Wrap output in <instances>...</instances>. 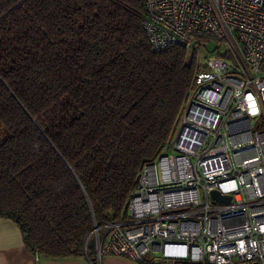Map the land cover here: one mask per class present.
<instances>
[{"label":"trees","instance_id":"1","mask_svg":"<svg viewBox=\"0 0 264 264\" xmlns=\"http://www.w3.org/2000/svg\"><path fill=\"white\" fill-rule=\"evenodd\" d=\"M142 22L139 0H0V218L39 257L94 260L201 68Z\"/></svg>","mask_w":264,"mask_h":264},{"label":"built area","instance_id":"2","mask_svg":"<svg viewBox=\"0 0 264 264\" xmlns=\"http://www.w3.org/2000/svg\"><path fill=\"white\" fill-rule=\"evenodd\" d=\"M139 1L154 50L181 45L192 56L202 41L219 46L166 146L140 169L126 215L94 222L91 262L171 263L149 262L151 251L171 264H264V0Z\"/></svg>","mask_w":264,"mask_h":264},{"label":"crops","instance_id":"3","mask_svg":"<svg viewBox=\"0 0 264 264\" xmlns=\"http://www.w3.org/2000/svg\"><path fill=\"white\" fill-rule=\"evenodd\" d=\"M0 264H93L87 257L35 259L22 241L21 233L9 219L0 218ZM100 264H135L118 256L102 257Z\"/></svg>","mask_w":264,"mask_h":264},{"label":"rangeland","instance_id":"4","mask_svg":"<svg viewBox=\"0 0 264 264\" xmlns=\"http://www.w3.org/2000/svg\"><path fill=\"white\" fill-rule=\"evenodd\" d=\"M217 41L209 40V41H202V44L198 47V53L195 54V59L197 63L201 65V70L202 71H208L209 67L206 65V60L208 58H211V56H215L217 53L218 49V44L216 43ZM221 51L224 50V46H221ZM190 57V56H189ZM147 259L151 263H156V262H171V263H177L176 260H168V259H163L161 254L155 253V252H149ZM248 264V263H244Z\"/></svg>","mask_w":264,"mask_h":264},{"label":"water","instance_id":"5","mask_svg":"<svg viewBox=\"0 0 264 264\" xmlns=\"http://www.w3.org/2000/svg\"><path fill=\"white\" fill-rule=\"evenodd\" d=\"M211 197L213 198L214 201H216L218 203L227 204L230 202V196L220 194L217 190L211 191ZM89 246L93 247V239L89 240ZM161 264H171V263H161ZM253 264H256V263H253Z\"/></svg>","mask_w":264,"mask_h":264}]
</instances>
